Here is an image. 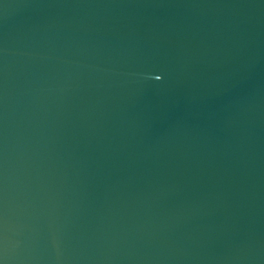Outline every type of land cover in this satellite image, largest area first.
Listing matches in <instances>:
<instances>
[{"label":"water","instance_id":"obj_1","mask_svg":"<svg viewBox=\"0 0 264 264\" xmlns=\"http://www.w3.org/2000/svg\"><path fill=\"white\" fill-rule=\"evenodd\" d=\"M0 264H264V0H0Z\"/></svg>","mask_w":264,"mask_h":264},{"label":"snow or ice","instance_id":"obj_2","mask_svg":"<svg viewBox=\"0 0 264 264\" xmlns=\"http://www.w3.org/2000/svg\"><path fill=\"white\" fill-rule=\"evenodd\" d=\"M155 79H156V80H160L161 77H160V76H156Z\"/></svg>","mask_w":264,"mask_h":264}]
</instances>
